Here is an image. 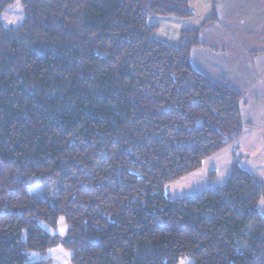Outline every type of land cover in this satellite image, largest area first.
Wrapping results in <instances>:
<instances>
[{
  "label": "trees",
  "instance_id": "16d2710c",
  "mask_svg": "<svg viewBox=\"0 0 264 264\" xmlns=\"http://www.w3.org/2000/svg\"><path fill=\"white\" fill-rule=\"evenodd\" d=\"M19 1L7 25L17 0H0V264L58 247L71 264H264L258 177L167 192L243 132L241 95L191 64L199 31L153 37L148 18H191L187 0Z\"/></svg>",
  "mask_w": 264,
  "mask_h": 264
},
{
  "label": "crops",
  "instance_id": "0c3cea01",
  "mask_svg": "<svg viewBox=\"0 0 264 264\" xmlns=\"http://www.w3.org/2000/svg\"><path fill=\"white\" fill-rule=\"evenodd\" d=\"M187 2L191 18H148V25L155 28L153 37L178 48L185 31H199L200 45L191 50V64L210 80L241 95L243 132L235 143L207 159L200 170L171 184L167 192L172 198L225 185L234 165L264 182V0ZM260 209H264V198Z\"/></svg>",
  "mask_w": 264,
  "mask_h": 264
},
{
  "label": "rangeland",
  "instance_id": "374dc122",
  "mask_svg": "<svg viewBox=\"0 0 264 264\" xmlns=\"http://www.w3.org/2000/svg\"><path fill=\"white\" fill-rule=\"evenodd\" d=\"M5 22L8 25H18L23 21L24 14L22 7L19 3H15L12 6H10L7 11L5 12ZM35 197L42 198L47 195L46 191L42 188L35 187L32 189ZM68 225L66 224V221L64 218L61 219L60 225L57 231L54 233L65 235L68 230ZM29 257L32 260H39V259H47L51 260L53 264H71V252L65 250L62 247H58L53 249L47 256H43L39 253H29ZM179 264H195V260L191 256H185L183 257Z\"/></svg>",
  "mask_w": 264,
  "mask_h": 264
}]
</instances>
